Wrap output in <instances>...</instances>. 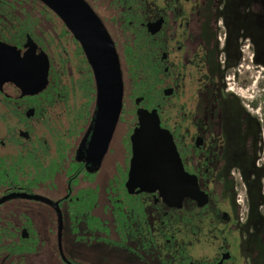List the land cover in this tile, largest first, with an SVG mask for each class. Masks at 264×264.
Instances as JSON below:
<instances>
[{
    "label": "flooded vegetation",
    "instance_id": "1",
    "mask_svg": "<svg viewBox=\"0 0 264 264\" xmlns=\"http://www.w3.org/2000/svg\"><path fill=\"white\" fill-rule=\"evenodd\" d=\"M83 1L109 34L123 81L100 160L90 154L100 90L83 44L44 0H0V201H50L0 203V264H104L109 251L116 264H255L258 251L246 250L256 233L264 238V222L251 225L262 204L257 38L246 25L233 36L220 0ZM142 110L172 136L203 206L186 198L170 207L131 177Z\"/></svg>",
    "mask_w": 264,
    "mask_h": 264
},
{
    "label": "water",
    "instance_id": "2",
    "mask_svg": "<svg viewBox=\"0 0 264 264\" xmlns=\"http://www.w3.org/2000/svg\"><path fill=\"white\" fill-rule=\"evenodd\" d=\"M72 30L83 44L85 52L98 78L99 112L90 143V154L99 158L105 154L119 121L123 106L121 67L114 44L105 27L83 0H44ZM31 80H23L25 87ZM141 126L132 137L134 157L132 178L141 179L142 187L159 192L170 207H181L183 200L192 198L203 206L207 195L200 191L197 179L187 175L172 136L160 126L156 112L140 111ZM205 196V197H204ZM28 198L27 194H12L2 198ZM55 207L58 206L55 205ZM60 214V232L62 215Z\"/></svg>",
    "mask_w": 264,
    "mask_h": 264
},
{
    "label": "rangeland",
    "instance_id": "3",
    "mask_svg": "<svg viewBox=\"0 0 264 264\" xmlns=\"http://www.w3.org/2000/svg\"><path fill=\"white\" fill-rule=\"evenodd\" d=\"M217 12H222V16L224 17L225 23L228 27L231 28L234 37L236 36L238 37L242 30V27L246 25L248 31L253 34L255 39L257 38L256 53L258 55V63L261 67L264 68V0H220L218 4ZM257 13L259 16L256 20L254 16ZM263 118H264V111H263ZM262 137H263V141L259 150V160L257 162L258 165L260 166V170L262 171L260 176L261 181L259 180L257 184L258 190L257 189L255 190L257 191L258 194L257 200H259L260 198L263 200L264 198V130ZM251 163H252V159L248 158L247 165L250 166ZM31 195L39 196L45 194L40 192H34ZM256 203H254V207L252 205V214H251V225L253 227L252 232H255L256 230L255 228L256 218L259 220V224L261 222H264V203H262L261 205L258 204L257 207H256ZM16 204L28 205L30 207L32 205H35V204L31 205V203L28 204V202L26 201L16 202ZM242 212H244L243 209ZM245 220L246 219H244V221ZM262 227L264 233V223L262 224ZM199 249L201 252V248ZM191 251L195 257L200 255L198 248H193ZM254 251H258V255H257L258 262H255V264H264V238H262L260 233H256L254 236H252V242L250 243V245L247 247L246 250L247 254L249 255H251ZM100 260H102L104 264H116V259L113 257L111 251L104 252L100 256Z\"/></svg>",
    "mask_w": 264,
    "mask_h": 264
},
{
    "label": "trees",
    "instance_id": "4",
    "mask_svg": "<svg viewBox=\"0 0 264 264\" xmlns=\"http://www.w3.org/2000/svg\"><path fill=\"white\" fill-rule=\"evenodd\" d=\"M259 180H260V177L258 178V182H259ZM254 183H257V181H255ZM257 200V199H256ZM262 203H264V198H263V200H262ZM258 206V205H257ZM256 206V207H257Z\"/></svg>",
    "mask_w": 264,
    "mask_h": 264
}]
</instances>
